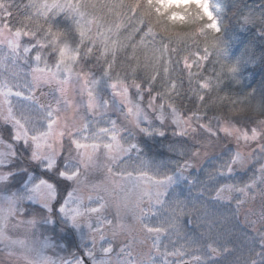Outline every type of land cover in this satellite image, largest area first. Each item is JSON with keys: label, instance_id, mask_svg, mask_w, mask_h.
<instances>
[{"label": "snow or ice", "instance_id": "1", "mask_svg": "<svg viewBox=\"0 0 264 264\" xmlns=\"http://www.w3.org/2000/svg\"><path fill=\"white\" fill-rule=\"evenodd\" d=\"M216 7L211 0H0V264H178L186 255L163 244L171 221L153 210L151 189L167 195L198 182L202 150L226 141L234 126L256 138L248 123L220 117L213 93L233 104L243 103L227 94L233 84L264 95V0H229L231 36H221L225 2ZM196 22L195 33L177 31ZM153 150L184 159L162 178L141 177L150 187L136 193L137 244L121 221L126 205L109 200L89 174L111 175L125 156ZM240 159L231 143L207 157L215 165L207 177L213 201L231 207L235 199L238 212L258 199L264 221V164L238 183ZM208 227L205 254L182 264H264V236L244 255L239 238ZM119 235L126 239L117 244ZM244 239L253 238L245 231Z\"/></svg>", "mask_w": 264, "mask_h": 264}, {"label": "trees", "instance_id": "2", "mask_svg": "<svg viewBox=\"0 0 264 264\" xmlns=\"http://www.w3.org/2000/svg\"><path fill=\"white\" fill-rule=\"evenodd\" d=\"M27 3V0H17V3ZM95 2V0H93ZM101 2H107V0H101ZM225 2V7L219 9L220 15L224 17L222 26L225 28V34L221 33V36H231L233 26L235 24V19L233 11H229L227 4L229 0H217L214 8H217V4L223 5ZM217 11V10H216ZM189 15L194 16V10L188 13ZM180 18H183V13L180 14ZM109 19H111L109 17ZM200 27L199 22L196 23H187L184 26H177V31L185 33H195ZM127 33L123 30L121 31L120 38L122 41H125ZM214 38V34L208 35V42L210 43ZM135 40L138 42L139 37H135ZM127 43V41H125ZM203 43V41L201 42ZM130 51V50H129ZM121 53V57H123ZM138 55L142 53L138 50ZM216 59L215 54L211 56V61ZM208 63V67L212 68L213 66L219 67V65H214L212 62ZM247 82V78L245 83ZM224 83H227V78ZM252 87H257L256 84H253ZM231 99L243 100V103L233 104L230 100H225L220 102L216 99V94L213 93L212 100L210 101V106L218 111V114L222 119L231 120L233 118L238 119L241 122V125L248 123L249 127H255L264 120V108L261 107L262 100H264V95L258 90L255 96H249L247 89L242 86H237L233 84L232 88L228 90L227 93ZM223 95V93H221ZM188 108H192L193 105L190 101H184ZM215 123V122H213ZM237 127V126H236ZM238 128V127H237ZM240 129L243 127H239ZM244 130V128H243ZM245 131V130H244ZM167 135L171 136V130L167 132ZM263 143V142H262ZM260 144V143H259ZM259 144L254 147V149H249L243 154L249 156L245 164H237L236 167L240 170V176L236 178V181L239 183L242 179L247 176H252L255 169L259 168L260 165L264 164V151L259 148ZM222 146L216 144H211L212 147V156L219 155V153L226 147L227 142L223 141ZM218 147V148H217ZM163 151L164 149H159ZM157 150H153L151 153H145L141 156H137L135 152L131 153L129 158L135 159V161H142V168L146 167L148 171L152 173V176L157 178H162L165 173L170 174L173 169L177 167L178 164L183 163V157H179L174 153H166L165 156H157ZM163 163V164H162ZM204 167L206 169L205 173L201 175L197 173L199 177L198 182L190 185H182L181 189H176L177 192L174 193L171 201L166 206V208L160 209L163 216L170 219V231L167 237H170L171 234L176 238H182V242L176 240L167 241L164 239L163 244L166 245L169 249L173 247L183 249L186 254V259H189L190 256L196 253V249H200V254L204 255V246L209 239V224H214L217 230H221L227 234L232 235L234 238H239L237 240V247L241 248L243 245V253L247 255V246L255 245L257 250H259L258 240H254L252 233V228L254 226L253 218L259 217V214H247V211L242 207L238 212L234 211L236 206L235 199L232 200L231 207L228 206L227 202L224 203H215L213 201L214 197V187L212 186V181L208 180V172L214 171V163H205ZM197 177H193L196 179ZM228 195V194H226ZM233 198L239 196V193L233 192L230 194ZM256 205V204H255ZM259 205V202H258ZM256 205L255 207H259ZM245 206V205H244ZM179 208L184 209V213L187 218L190 220V224H185L184 219L185 215H181L178 211ZM156 210V209H155ZM160 212V211H159ZM158 213V212H157ZM160 216V215H159ZM247 231L253 239L245 240L244 233ZM216 232L212 233V236L215 237ZM138 238V236H136ZM190 245V247L187 246ZM181 259V257H180Z\"/></svg>", "mask_w": 264, "mask_h": 264}, {"label": "rangeland", "instance_id": "3", "mask_svg": "<svg viewBox=\"0 0 264 264\" xmlns=\"http://www.w3.org/2000/svg\"><path fill=\"white\" fill-rule=\"evenodd\" d=\"M171 2H174L176 4H182V3H190L194 2L197 5L200 4V0H171ZM211 3L213 5V11H216L217 8L215 7V4L217 3V0H211ZM256 132V138L251 139L252 133H247L248 139H245V131L243 128H237L236 126L232 129L231 136L226 140L227 144L231 143L232 145L236 146L238 148V151L240 152V161L238 164H245L249 156H245L243 153L246 151H249V149H254L256 144H259V148L257 150L262 149L264 151V120L258 123L257 126L252 127ZM223 142V141H222ZM222 142L217 144L215 141H213L211 144H216L222 146ZM263 142V143H262ZM211 144L207 147L206 151L202 150V156L200 160L196 161L195 163L197 165H202L206 163L207 157L212 156V147ZM218 148V147H217ZM245 149V151H243ZM131 155V154H130ZM215 155V154H214ZM101 161H103V157H101ZM142 161H135V159L129 158V156H125L121 161H117L116 164L110 165L113 168V173L110 175L108 174L103 168H101L98 171L90 173L91 181L93 184L100 185L104 189H106V196L109 200L117 201V202H123L126 207L121 209L120 217L122 223L127 225L128 229V236L127 239L129 242H131V238L133 235L138 236L137 238V244L141 242L143 239L139 235V224L136 219L137 216L140 215V209L136 205V193L138 189H147L150 187L149 181L144 177H152L153 179H156V177L152 176V173L147 170L146 167L142 168ZM131 174L130 176L128 174ZM151 191L154 193V199L152 200V207L153 210L158 212V216L162 212L163 208H166V206L171 201V198L173 197V194L177 192L174 191L168 193L165 195L167 189L165 188H156L153 187ZM159 193L158 196H155V194ZM159 201V202H157ZM259 200L257 199L256 205H258ZM256 205L252 204V201L249 199L248 202L245 204L244 208L247 211V214L253 215V210L255 211V214H259V207H255ZM147 206L148 201L145 200L144 204L140 207H143L145 211L147 212ZM259 206V205H258ZM156 209V210H155ZM112 213L115 214V208L111 209ZM160 211V212H159ZM254 214V215H255ZM148 219H152L151 216L148 217ZM254 226L251 229L254 240H258V244L260 243L261 237L264 236V221H261L259 217L253 218ZM23 231V229H21ZM126 239L125 235H119L118 239L115 241L117 244H120L122 241ZM167 241L170 240H176L179 242H182V238H176L172 234L170 237H167ZM148 243L150 244L151 241L149 240ZM188 247H190L189 244H187ZM196 249V253L200 254V249ZM180 249L183 251V249L180 247ZM184 252V251H183ZM201 255V254H200ZM184 260H187L186 257H178L177 261L178 264H182Z\"/></svg>", "mask_w": 264, "mask_h": 264}]
</instances>
